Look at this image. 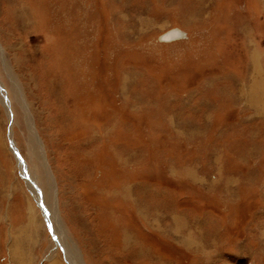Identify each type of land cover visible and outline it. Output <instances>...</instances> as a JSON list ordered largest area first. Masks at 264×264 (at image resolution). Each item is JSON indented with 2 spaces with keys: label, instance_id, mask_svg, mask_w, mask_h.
I'll return each mask as SVG.
<instances>
[{
  "label": "rangeland",
  "instance_id": "obj_1",
  "mask_svg": "<svg viewBox=\"0 0 264 264\" xmlns=\"http://www.w3.org/2000/svg\"><path fill=\"white\" fill-rule=\"evenodd\" d=\"M0 83V264H70L27 169L80 264H264V0H0Z\"/></svg>",
  "mask_w": 264,
  "mask_h": 264
},
{
  "label": "bare ground",
  "instance_id": "obj_2",
  "mask_svg": "<svg viewBox=\"0 0 264 264\" xmlns=\"http://www.w3.org/2000/svg\"><path fill=\"white\" fill-rule=\"evenodd\" d=\"M177 33L178 32L175 30L172 33L168 34L167 36L169 38H175L176 36H180V35H176ZM1 88H2V85L0 83V92L2 93V97H4V93H3L4 90H2ZM16 155H17V153H16ZM17 157L19 158V156H17ZM18 163H19V166L21 167L22 161L20 158L18 159ZM25 177H26V180H27V183L29 185L30 190L33 191V195L35 196L37 201H39V203H40V205L44 211L43 212L45 214L44 216H46V218H47L46 220H48V223L52 229L54 239L58 242H59V240H61V242L65 243L66 254H67L68 260L70 261V264H80L78 257H77V252L75 251V248L69 246L68 241L66 240L67 238L65 235L66 233L64 230V226H63L62 222L60 221V218H59L58 212H57V208H56V203L53 200L54 196L52 197L51 193L48 195L45 194V192L41 189L39 182L32 178V175L30 174L28 169L26 170ZM52 193H54V192H52Z\"/></svg>",
  "mask_w": 264,
  "mask_h": 264
},
{
  "label": "clouds",
  "instance_id": "obj_3",
  "mask_svg": "<svg viewBox=\"0 0 264 264\" xmlns=\"http://www.w3.org/2000/svg\"><path fill=\"white\" fill-rule=\"evenodd\" d=\"M176 31L179 33V35H180L181 37H184V36H186V34H185V33H183V32H181L179 29H177Z\"/></svg>",
  "mask_w": 264,
  "mask_h": 264
},
{
  "label": "snow or ice",
  "instance_id": "obj_4",
  "mask_svg": "<svg viewBox=\"0 0 264 264\" xmlns=\"http://www.w3.org/2000/svg\"><path fill=\"white\" fill-rule=\"evenodd\" d=\"M176 35H179L178 33Z\"/></svg>",
  "mask_w": 264,
  "mask_h": 264
}]
</instances>
